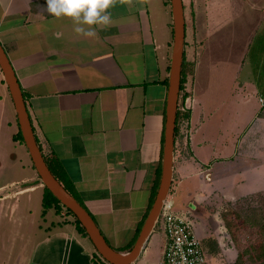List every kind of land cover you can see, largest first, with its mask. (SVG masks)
I'll return each mask as SVG.
<instances>
[{
  "label": "crops",
  "instance_id": "0c3cea01",
  "mask_svg": "<svg viewBox=\"0 0 264 264\" xmlns=\"http://www.w3.org/2000/svg\"><path fill=\"white\" fill-rule=\"evenodd\" d=\"M182 2L189 115L177 123L165 202L191 220L210 264H224L237 254L225 233L201 232L198 210L264 191V0ZM106 11L107 25H77L46 0H0V43L43 156L127 252L161 177L172 15L170 0H112ZM19 132L0 69V264H104L73 214L44 209ZM164 240L157 220L130 264H159Z\"/></svg>",
  "mask_w": 264,
  "mask_h": 264
},
{
  "label": "water",
  "instance_id": "95a60500",
  "mask_svg": "<svg viewBox=\"0 0 264 264\" xmlns=\"http://www.w3.org/2000/svg\"><path fill=\"white\" fill-rule=\"evenodd\" d=\"M170 5L172 15V50L166 100L161 177L151 208L132 247L127 252H119L107 242L91 214L63 187L51 172L35 139L21 86L11 62L0 43V69L8 87L19 131L32 164L44 187L62 206L72 212L91 239L98 254L108 264H130L139 256L155 226L171 184L176 115L184 52L185 19L182 0H170Z\"/></svg>",
  "mask_w": 264,
  "mask_h": 264
},
{
  "label": "rangeland",
  "instance_id": "374dc122",
  "mask_svg": "<svg viewBox=\"0 0 264 264\" xmlns=\"http://www.w3.org/2000/svg\"><path fill=\"white\" fill-rule=\"evenodd\" d=\"M14 153V160L21 155L19 151ZM198 215L201 232L208 228L209 240L223 233L228 236L236 261L264 264V191L229 202L212 199L199 208ZM160 243L154 246V255L158 254Z\"/></svg>",
  "mask_w": 264,
  "mask_h": 264
},
{
  "label": "built area",
  "instance_id": "2783aa9c",
  "mask_svg": "<svg viewBox=\"0 0 264 264\" xmlns=\"http://www.w3.org/2000/svg\"><path fill=\"white\" fill-rule=\"evenodd\" d=\"M179 91L178 109L189 108L190 98ZM164 233V244L159 264H210L200 239L195 235L190 219L178 215L171 203L164 201L159 217ZM224 264H248L246 261H229Z\"/></svg>",
  "mask_w": 264,
  "mask_h": 264
},
{
  "label": "clouds",
  "instance_id": "9594fccd",
  "mask_svg": "<svg viewBox=\"0 0 264 264\" xmlns=\"http://www.w3.org/2000/svg\"><path fill=\"white\" fill-rule=\"evenodd\" d=\"M112 0H46V9L56 17H72L77 25L110 23V14L106 11ZM75 31L85 36H95L93 28L77 26Z\"/></svg>",
  "mask_w": 264,
  "mask_h": 264
},
{
  "label": "trees",
  "instance_id": "16d2710c",
  "mask_svg": "<svg viewBox=\"0 0 264 264\" xmlns=\"http://www.w3.org/2000/svg\"><path fill=\"white\" fill-rule=\"evenodd\" d=\"M184 59L182 61V68H181V79H180V91H182L184 88ZM189 115V108H187L186 110H180L177 109V115H176V126H175V134L177 131V123L180 120V118H185L187 119ZM19 136L20 138H22L21 133L19 132ZM44 157V156H43ZM48 167L50 168L51 172L53 173V175L57 178L58 181L60 180V177L58 176V174L56 173V171L54 170V168L48 163V161L46 160V158L44 157ZM63 186L67 189V187L65 186V184L63 183ZM42 203H43V207L44 209L49 207L50 205H52L53 203L55 205H57L58 207L61 206L60 202L46 189L44 188V193H43V199H42ZM66 211L70 214H72L71 211H69L68 209H66ZM79 229L84 231V228L80 225V223L78 222V220L76 219ZM104 264H108L106 261L104 262Z\"/></svg>",
  "mask_w": 264,
  "mask_h": 264
}]
</instances>
